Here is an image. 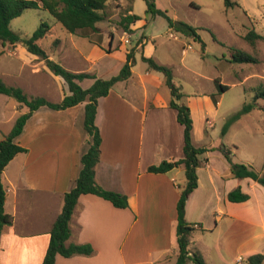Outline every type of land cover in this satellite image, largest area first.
<instances>
[{
  "label": "rangeland",
  "instance_id": "374dc122",
  "mask_svg": "<svg viewBox=\"0 0 264 264\" xmlns=\"http://www.w3.org/2000/svg\"><path fill=\"white\" fill-rule=\"evenodd\" d=\"M35 1L42 5L40 0ZM231 1L238 5L228 8L226 0H155L157 10L166 12L176 22L198 28L205 43L203 50L199 41L173 33L165 16L147 13L145 0H136L134 14L142 17L147 27L139 30L128 45L129 53L134 56L132 49L137 41L144 36L149 39L144 48L135 52L137 64L133 85L139 97L134 102L143 103V88L139 84L142 76L151 93L172 98L162 73L151 71L149 76L145 75L148 65L142 57H154L173 71L174 82L183 94L177 102L191 112L194 145L211 149L208 158L219 175L216 186L210 183L207 170L202 169L204 185L197 196L198 203L188 216L191 224H201L205 228L194 231L189 249L201 253L207 264H247L250 256L264 254V187L252 179L234 178L231 165L220 150L226 146L233 152L234 162L251 165L264 173V99L256 100L257 93L264 89V0ZM132 8V0L110 1L103 12L104 21L98 23V32L85 30L78 35L70 34L42 8L26 10L12 21L11 27L22 37L31 38L42 23L49 24L50 31L38 44L52 60L70 71L91 72L92 64L107 66L110 78L118 74L122 66L119 50H114V37L124 35L121 21ZM251 33L261 37L249 40L247 37ZM14 49L11 43L0 41V78L10 86L22 88L31 97L44 96L52 102H60L63 88L68 89L65 80L52 73L42 59L23 46L17 51ZM233 49L252 55L257 63L236 62ZM216 80L230 89L219 95ZM115 89L124 93L122 86ZM247 105L253 109L235 120L224 136L227 122ZM23 109L25 107L16 99L0 94V142L11 132ZM120 109L121 116L115 117L116 125L109 121L106 136L113 138L120 134L123 140L133 142L134 150L143 132L140 116L132 115L126 106ZM161 125L157 123L151 128L150 123L147 124L146 140L167 141L168 131ZM177 136V131L173 130L172 138L177 141ZM184 181L187 182L186 177ZM238 186L252 196L246 206L228 200V192ZM204 204L207 205L205 210ZM176 249L178 252V247ZM176 262L177 257L173 256L166 264Z\"/></svg>",
  "mask_w": 264,
  "mask_h": 264
},
{
  "label": "crops",
  "instance_id": "0c3cea01",
  "mask_svg": "<svg viewBox=\"0 0 264 264\" xmlns=\"http://www.w3.org/2000/svg\"><path fill=\"white\" fill-rule=\"evenodd\" d=\"M129 13L134 14V3L133 11ZM146 27L142 18L132 24L128 32L124 31L123 36L115 35L114 50H119L118 55L122 57L119 72L127 61L128 45L132 44L137 32ZM108 43L110 46V40ZM148 43L149 39L144 36L132 49L135 65V52ZM20 46H15L14 50L17 51ZM92 65L91 72H73H85L102 79L113 77L108 78L109 67ZM134 67L127 81L117 83L107 97L99 100L97 115L103 142L95 180L106 190L127 195L129 208H116L110 201L96 195H82L71 220L72 236L67 245H91L94 252L90 256L75 255L70 258L58 255V264H166L172 261L173 256L178 260L177 204L187 185L185 170L178 167L164 174H155L149 173L148 169L164 161H177L184 157V129L177 120V112L170 107L173 97L165 99L158 92L151 93L144 76L139 79L143 88V103L137 105L134 102L139 97L133 85ZM151 71L155 70L148 67L145 75L149 76ZM94 82L87 79L80 85L88 89ZM119 86L124 93L116 91ZM62 91L63 100L70 92L65 87ZM85 105L83 103L63 111L41 108L34 113L17 140L28 151L16 156L3 174L7 192L5 210L13 217V224L5 227L1 236L0 264H43L50 233L62 213L65 195L74 188L82 170V156L90 148V138L84 129ZM122 106H126L132 115L140 116L143 132L134 150L131 140H123L120 134L110 138L105 133L109 121L116 125L115 117L121 116ZM25 109L21 114L28 111ZM149 123L151 128L157 123L162 124L168 131L167 141L153 143L146 140ZM173 130L177 131V141L172 138ZM209 153L203 156L205 164L198 169L199 187L187 203L186 218L189 223L190 209L198 203L197 196L204 185L200 171L206 169L210 183L215 186L219 176L213 170ZM251 201L252 196L249 201L236 204L246 206ZM206 208L204 204L203 209ZM231 215L234 216L233 213ZM221 216L226 215L221 213ZM195 227V231L205 229L201 224H195ZM192 238L193 234L191 243Z\"/></svg>",
  "mask_w": 264,
  "mask_h": 264
},
{
  "label": "trees",
  "instance_id": "16d2710c",
  "mask_svg": "<svg viewBox=\"0 0 264 264\" xmlns=\"http://www.w3.org/2000/svg\"><path fill=\"white\" fill-rule=\"evenodd\" d=\"M110 1L112 0H40L41 7L35 0H0V41L3 43H11L15 46L21 45L31 54L38 56L45 62L52 73L65 80L70 92L61 102H52L41 96L31 97L22 88L10 86L0 78V94L16 99L20 105L28 110L16 119L11 132L0 142V240L5 227L13 224V217L5 210L7 192L3 183V174L7 166L16 156L28 151L17 142L24 133L28 121L36 111L43 107H48L55 111H63L86 103L84 129L90 137V148L82 156V170L74 188L65 195L62 213L57 218L50 233V243L43 264H58V255L70 258L75 255L90 256L93 254L94 249L91 245H67L68 240L72 236L71 220L78 205L79 198L82 195H96L110 201L116 208H129V197L127 195L106 190L99 186L95 180L96 166L100 161L101 145L103 142L101 130L97 125V115L99 100L107 97L117 83L127 81L132 76L135 59L131 53L127 54V61L119 74L110 79L98 78L96 75L85 72L75 73L52 60L38 44L50 31L49 24L42 23L41 27L31 38H24L19 33L13 31L11 23L14 19L22 16L28 9L42 8L48 11L70 34L78 35L79 32L85 30L98 32V23L104 21L103 12ZM132 2L134 3L135 0H132ZM145 2L148 7L147 13L165 16L168 19L171 30L194 41H199L202 44L203 50H205V43L198 33V28L184 22H176L166 12L157 10L155 0H145ZM226 5L228 8H231L238 4L231 0H226ZM131 11H133V8L129 9L121 21L126 32L130 30L132 24L142 19L136 14H130L129 12ZM260 37L256 33H251L247 38L253 40V38ZM232 51L236 62L257 63L255 57L244 51L238 49H233ZM142 60L150 69L160 72L165 76V83L173 97L170 102V107L177 112V120L184 127V157L177 161H164L160 165L151 166L148 169L149 173L155 174H164L178 167H183L185 170L187 185L181 192L177 204V237L179 246L177 264H188V262H192L193 264H207L201 253H193L189 250L191 237L196 227L187 221L186 209L190 196L199 187L198 169L203 165V156L211 151V149L196 147L193 143V120L191 118V112L187 106L180 105L177 102L183 97V94L180 93V89L174 82L173 71L153 58L143 56ZM87 79H93L95 82L90 88L84 89L80 83ZM215 84L218 88L219 95L226 93L230 89L229 86L222 85L218 80L215 81ZM212 98L214 103L217 104L218 101L215 99V96ZM259 99H264L263 88L257 93L256 100ZM252 109L253 106L247 105L240 113L233 116L225 125L223 135L225 136L227 134L235 120L240 118L241 115L249 113ZM220 150L229 161L234 178L241 180L252 179L264 187V173H260L251 165L234 162L232 158L233 152L226 146H222ZM250 199L251 195L245 193L241 186H238L228 194V200L232 203H244ZM263 263L264 254L261 253L252 255L247 259V264Z\"/></svg>",
  "mask_w": 264,
  "mask_h": 264
}]
</instances>
